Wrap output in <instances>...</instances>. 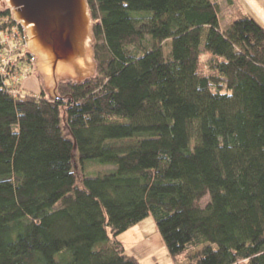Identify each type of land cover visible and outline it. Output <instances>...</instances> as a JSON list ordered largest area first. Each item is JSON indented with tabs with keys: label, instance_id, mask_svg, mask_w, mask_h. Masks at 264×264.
I'll return each instance as SVG.
<instances>
[{
	"label": "trees",
	"instance_id": "16d2710c",
	"mask_svg": "<svg viewBox=\"0 0 264 264\" xmlns=\"http://www.w3.org/2000/svg\"><path fill=\"white\" fill-rule=\"evenodd\" d=\"M88 4L93 76L54 101L0 77V264H141L119 236L148 216L176 264H264V22ZM12 23L0 5V41Z\"/></svg>",
	"mask_w": 264,
	"mask_h": 264
},
{
	"label": "water",
	"instance_id": "95a60500",
	"mask_svg": "<svg viewBox=\"0 0 264 264\" xmlns=\"http://www.w3.org/2000/svg\"><path fill=\"white\" fill-rule=\"evenodd\" d=\"M24 31L26 50L52 101L63 80L94 75L93 18L88 0H0Z\"/></svg>",
	"mask_w": 264,
	"mask_h": 264
},
{
	"label": "rangeland",
	"instance_id": "374dc122",
	"mask_svg": "<svg viewBox=\"0 0 264 264\" xmlns=\"http://www.w3.org/2000/svg\"><path fill=\"white\" fill-rule=\"evenodd\" d=\"M217 2L219 6V18L222 27L228 25L229 22L235 17V15H238L242 11H251V9L255 13L258 12L259 15L264 18V0H232V5L228 4L227 0H217ZM22 58L23 56L18 58V62H20L19 64L16 62V69L18 70L17 72L20 73V80L18 81L20 83H18L16 87L22 93L26 91L38 94L42 89L44 90L42 78L37 71L35 74H33L32 65L26 60H22ZM112 168V166L92 162L90 164H86L85 174L92 176L98 173L108 172ZM162 259L164 264H166L167 261L166 259L164 260L163 255Z\"/></svg>",
	"mask_w": 264,
	"mask_h": 264
},
{
	"label": "crops",
	"instance_id": "0c3cea01",
	"mask_svg": "<svg viewBox=\"0 0 264 264\" xmlns=\"http://www.w3.org/2000/svg\"><path fill=\"white\" fill-rule=\"evenodd\" d=\"M152 216H148L119 236L128 254L136 256L141 264H176L163 241ZM154 220V222H153ZM156 225V226H155ZM160 252V253H159Z\"/></svg>",
	"mask_w": 264,
	"mask_h": 264
},
{
	"label": "built area",
	"instance_id": "2783aa9c",
	"mask_svg": "<svg viewBox=\"0 0 264 264\" xmlns=\"http://www.w3.org/2000/svg\"><path fill=\"white\" fill-rule=\"evenodd\" d=\"M256 14L264 22V18L261 17L258 12H256ZM10 17L13 21L11 10ZM25 39L26 38L23 29L15 22L6 26L1 32L0 43L2 45V50L0 51V77L3 78L4 84L14 95L20 91L16 87L17 84L20 83L18 82L20 80V73L17 72L18 70L16 69V62L18 64L20 63L18 62V58L22 57L26 49Z\"/></svg>",
	"mask_w": 264,
	"mask_h": 264
}]
</instances>
